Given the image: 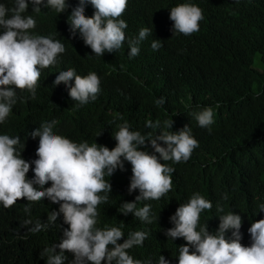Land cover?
<instances>
[{"label": "trees", "instance_id": "16d2710c", "mask_svg": "<svg viewBox=\"0 0 264 264\" xmlns=\"http://www.w3.org/2000/svg\"><path fill=\"white\" fill-rule=\"evenodd\" d=\"M78 2L66 0L68 8L63 13L43 6L35 13L29 4L24 13L36 20L33 34L51 35L65 46L55 65L41 69L35 98L27 90H17L12 113L0 124V134L19 136L17 152L31 165L27 177L34 176L31 162L37 158L39 142L31 133L45 122L56 121L53 132L74 142H96L112 149L117 125L124 121L130 130L159 135V129H148L145 122L159 120L163 127L165 120H172L170 131L190 127L199 147L185 162H164L175 169L168 193L159 200L138 202V207L151 205L152 223L142 222L132 213H121L122 203L133 202L139 195V190L128 191L131 165L124 161L122 168L105 176L111 192L107 203L98 206L97 227H121L124 237L118 243H123L130 232L145 231L148 236L143 245L129 249V254L151 264L162 255L169 264H178V247L186 242L182 238L172 240L165 233L173 227L170 217L176 208L199 192L212 203L211 210L201 212L200 225L207 224L208 231L214 233L219 216L238 214L242 220L240 243L250 246L248 228L264 218L258 207L264 204V0H128L121 17L128 25L126 40L119 50L103 56L93 54L78 31H70L68 16ZM179 3L202 9L204 19L198 32L185 36L173 31L169 11ZM0 4L11 9L15 0H0ZM94 11L85 3V16L91 17ZM141 28H148L150 34L141 42L139 55L129 58L128 38L138 36ZM154 40L161 41L158 50L151 48ZM256 56L260 69L253 68ZM68 68L81 76L97 73L100 92L95 101L77 107L68 96L67 86L54 84L56 75ZM160 97L165 103L157 106L155 101ZM217 102L221 106L214 110L209 132L198 126L193 113ZM118 115L123 120L117 119ZM140 150L154 153L147 140ZM50 186L49 182L44 187ZM26 205L30 214L24 212ZM218 205L223 212L217 211ZM58 210L59 204L47 198L32 203L19 199L9 208L0 204V264H46L47 257L40 253L58 244L68 227L62 213L37 233L28 231L32 225H22L26 219L33 224L38 219L46 223L48 214ZM232 231H226L227 239H232ZM65 256V264H70L73 254L65 252Z\"/></svg>", "mask_w": 264, "mask_h": 264}, {"label": "clouds", "instance_id": "9594fccd", "mask_svg": "<svg viewBox=\"0 0 264 264\" xmlns=\"http://www.w3.org/2000/svg\"><path fill=\"white\" fill-rule=\"evenodd\" d=\"M85 3L95 9L91 17L84 15ZM29 4L35 13H40L41 6L57 13L68 8L66 0H15L11 9L0 4V124L12 113L17 90H27L35 98L41 69L55 65L57 57L65 52V46L51 35L31 32L36 27V20L32 15H24ZM127 4L128 0H79L68 16L70 31L72 34L78 31L84 44L96 56L113 53L126 40L124 30L128 25L121 17ZM169 19L173 22V31L189 36L199 31V22L204 16L197 5L179 3L170 9ZM149 34L148 28H141L138 36L128 38L129 58L139 55L140 44ZM161 46L159 40L151 44L153 50ZM60 83L67 86L68 96L77 102V107L95 101L100 92V77L95 72L81 76L75 69L68 68L56 75L54 84ZM155 103L163 105L165 98L160 97ZM220 106L217 102L215 106H205L194 112L198 126L211 132L214 110ZM117 119L123 120V117L118 115ZM55 124L56 121L45 122L31 133L33 138L39 137L35 150L37 158L31 162L34 164L32 179L27 177L30 163L16 149L21 141L19 136L0 134V204L9 208L19 199L32 203L44 198L59 204L58 212L51 211L46 223L38 219L33 224L31 219H26L22 225H32L28 231L37 233L47 229L62 213L68 227L58 244L45 247L40 253L41 257H47L46 264H65V252L73 254L70 264H151L150 260L135 259L128 252L134 246L143 245L147 232H130L123 243H118L124 237L121 227L107 224L97 227L98 206L107 203L111 192V184L105 176L110 177L115 169L123 167L124 161L128 162L132 173L128 191L139 190V195L133 202L122 203L121 213H132L140 221L152 223L151 205L138 207V202L159 200L171 190V173L175 169L164 162L180 163L190 159L194 149L199 147L191 128L185 126L172 132V120H165L161 127L159 120L149 119L145 127L159 129V135L141 134L130 130L128 122L124 121L117 125L118 131L113 136L115 147L109 149L96 142L77 143L54 133ZM146 140L154 150L153 154L140 150ZM49 182L51 186L45 188ZM258 207L264 212V204ZM211 208L208 199L194 192L170 217L173 227L167 229L166 236L172 240L182 238L186 242L178 247V264H264V218L251 223L248 228L251 244L244 246L240 243L242 220L238 214L228 212L219 216L218 229L214 233L208 231L207 224L200 225L201 212ZM217 211L223 212V208L218 205ZM24 212L30 214L27 205ZM230 229L233 230L232 239H227L225 233ZM57 248L59 252H56ZM156 264L169 262L159 255Z\"/></svg>", "mask_w": 264, "mask_h": 264}, {"label": "rangeland", "instance_id": "374dc122", "mask_svg": "<svg viewBox=\"0 0 264 264\" xmlns=\"http://www.w3.org/2000/svg\"><path fill=\"white\" fill-rule=\"evenodd\" d=\"M254 69H260V65H259V61H258V56H256V58L254 59V65H253Z\"/></svg>", "mask_w": 264, "mask_h": 264}]
</instances>
